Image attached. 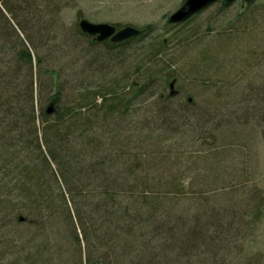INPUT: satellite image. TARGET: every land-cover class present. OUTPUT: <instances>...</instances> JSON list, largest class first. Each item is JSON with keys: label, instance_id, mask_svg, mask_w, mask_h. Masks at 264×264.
<instances>
[{"label": "rangeland", "instance_id": "obj_1", "mask_svg": "<svg viewBox=\"0 0 264 264\" xmlns=\"http://www.w3.org/2000/svg\"><path fill=\"white\" fill-rule=\"evenodd\" d=\"M185 1L62 0L49 18L55 28L43 48V69L61 74L66 105L76 98V73L85 66L79 49L90 47L69 34L78 15L95 24L152 26L150 40L159 41L154 45L133 42L115 51L94 47L104 65L95 62L92 78L96 89L124 76L129 78L122 86L142 85L144 78L134 76L144 72L148 57L161 51L152 65L158 64V75L164 69L172 79L173 89L154 84L153 97L147 94L134 101L127 114L114 119L118 124L109 126L114 135L128 139L127 159L130 168L140 167L138 177L150 187L161 180L158 196L169 197L163 207L173 212L174 229L182 218L210 224V240L203 238L188 247L184 240L153 242L152 264H264V0H237L227 9L216 3L184 25L168 27L169 17ZM246 14L248 21L242 23L254 21L242 29L243 35L226 32ZM28 33L36 40L35 33ZM20 38H25L23 31L5 12L0 18L4 72L13 67L12 59L22 48ZM162 40H167L165 48L159 46ZM51 80L43 75L39 81L38 76V93L44 100ZM54 96L55 102L47 107L53 111L57 91ZM207 213L212 218L206 219ZM50 231L40 244L48 241L52 264H78L71 242L56 236V226ZM29 232L11 212L0 211V264H46L35 256L37 243Z\"/></svg>", "mask_w": 264, "mask_h": 264}, {"label": "trees", "instance_id": "obj_2", "mask_svg": "<svg viewBox=\"0 0 264 264\" xmlns=\"http://www.w3.org/2000/svg\"><path fill=\"white\" fill-rule=\"evenodd\" d=\"M217 3L223 9L231 6L226 1ZM59 4L62 0H0V18L8 13L25 35L19 39L22 48L12 59L13 67L9 72L0 67V211L11 212L15 221L27 225L37 243L35 256L46 264L53 263L54 253L48 241L40 243L41 238L50 237L51 226L58 228V238L71 242L78 264H152L155 254L149 250L153 242L184 240V247H188L203 238L210 240L208 223L198 225V221L182 218L179 228L174 229L173 212L163 207L169 197L158 196L161 180L150 187L144 177L139 178L140 167L130 168L127 159L128 139L114 135L109 128L111 123L118 124L114 119L127 114L134 101L151 96L154 84L161 89L170 86L172 79L164 69L155 81L158 64L152 63L163 53H153L142 66L144 72L134 76L144 78L142 85L131 82L122 86L129 78L124 76L102 88L93 86V65L98 60L104 65L94 47L115 51L133 42L154 45L159 41L150 40L153 27L140 29L138 37L121 44L98 43L81 32L78 15L79 21L69 34L90 47L79 49L86 67L82 65L76 73V98L65 105L61 74L43 69V48L55 28L52 9ZM248 14L226 32L242 34V29L250 28L253 18L242 23ZM193 17L181 24H167L174 28ZM28 31L37 35L36 40ZM166 42L162 40L159 46L165 48ZM43 75L52 78L46 100L39 97L41 91L38 93V76L41 81ZM125 90L128 94H123ZM55 91L58 100L48 114ZM204 217L212 218L208 213Z\"/></svg>", "mask_w": 264, "mask_h": 264}, {"label": "water", "instance_id": "obj_3", "mask_svg": "<svg viewBox=\"0 0 264 264\" xmlns=\"http://www.w3.org/2000/svg\"><path fill=\"white\" fill-rule=\"evenodd\" d=\"M220 1L234 3L237 0H186L182 7L169 17L168 22L175 25L184 23L202 10ZM78 25L83 34L95 38L98 43L109 41L112 44H121L141 34L140 29L132 26L118 29L115 25L95 24L86 19H81ZM170 88L173 89V85ZM47 112L50 114L53 109L50 107Z\"/></svg>", "mask_w": 264, "mask_h": 264}]
</instances>
